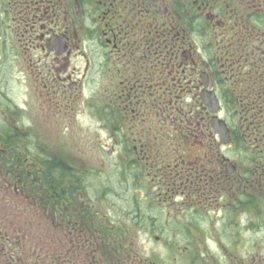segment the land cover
Listing matches in <instances>:
<instances>
[{"label": "flooded vegetation", "instance_id": "obj_1", "mask_svg": "<svg viewBox=\"0 0 264 264\" xmlns=\"http://www.w3.org/2000/svg\"><path fill=\"white\" fill-rule=\"evenodd\" d=\"M263 252L264 0H0V264Z\"/></svg>", "mask_w": 264, "mask_h": 264}, {"label": "rangeland", "instance_id": "obj_2", "mask_svg": "<svg viewBox=\"0 0 264 264\" xmlns=\"http://www.w3.org/2000/svg\"><path fill=\"white\" fill-rule=\"evenodd\" d=\"M253 231V234H250L251 237H253L252 235H254V233L256 232V230H251ZM187 239V238H186ZM167 240V239H166ZM128 242H132L135 247L138 248V251H140L141 255H143L145 257V254L150 256L151 259L153 260H162L163 261V257L164 254L163 252L166 250L165 248V244L164 243H160L155 239V238H146V237H139L136 239H129L128 238ZM136 248V250H137ZM146 253H144V251ZM254 253V251H253ZM262 255L264 256V252L262 253ZM159 262V261H157ZM160 264V262H159Z\"/></svg>", "mask_w": 264, "mask_h": 264}]
</instances>
